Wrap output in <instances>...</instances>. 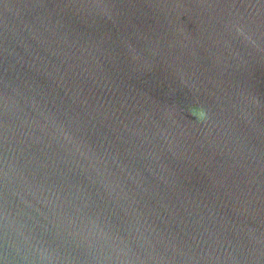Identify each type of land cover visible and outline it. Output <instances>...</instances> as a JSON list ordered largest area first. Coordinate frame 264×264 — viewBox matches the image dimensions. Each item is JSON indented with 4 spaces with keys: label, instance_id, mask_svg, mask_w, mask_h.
Returning <instances> with one entry per match:
<instances>
[{
    "label": "water",
    "instance_id": "obj_1",
    "mask_svg": "<svg viewBox=\"0 0 264 264\" xmlns=\"http://www.w3.org/2000/svg\"><path fill=\"white\" fill-rule=\"evenodd\" d=\"M0 264H264V0H0Z\"/></svg>",
    "mask_w": 264,
    "mask_h": 264
},
{
    "label": "clouds",
    "instance_id": "obj_2",
    "mask_svg": "<svg viewBox=\"0 0 264 264\" xmlns=\"http://www.w3.org/2000/svg\"><path fill=\"white\" fill-rule=\"evenodd\" d=\"M194 114H195V113H194ZM200 115H201V116H204V115H206V113L201 112Z\"/></svg>",
    "mask_w": 264,
    "mask_h": 264
}]
</instances>
